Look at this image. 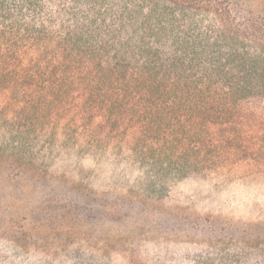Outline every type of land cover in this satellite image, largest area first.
Instances as JSON below:
<instances>
[{
  "label": "trees",
  "instance_id": "trees-1",
  "mask_svg": "<svg viewBox=\"0 0 264 264\" xmlns=\"http://www.w3.org/2000/svg\"><path fill=\"white\" fill-rule=\"evenodd\" d=\"M256 22L235 0H0V89L16 105L11 126L29 132L34 116L75 113L107 132L132 128L126 151L139 175L125 195L140 214L152 206L134 223L160 231L171 183L202 170L213 177L243 148L232 124L238 106H253L264 125ZM254 155L264 158V132Z\"/></svg>",
  "mask_w": 264,
  "mask_h": 264
},
{
  "label": "rangeland",
  "instance_id": "rangeland-1",
  "mask_svg": "<svg viewBox=\"0 0 264 264\" xmlns=\"http://www.w3.org/2000/svg\"><path fill=\"white\" fill-rule=\"evenodd\" d=\"M235 1L264 30V0ZM2 91L0 264H159L163 256L172 264H264V158L254 155L264 125L253 106H238L232 124L243 148L225 157L219 174L202 170L171 183L158 231L132 219H148L152 206L140 214L125 195L139 175L126 151L132 128L107 132L70 113L34 116L25 132L11 126L16 105Z\"/></svg>",
  "mask_w": 264,
  "mask_h": 264
}]
</instances>
